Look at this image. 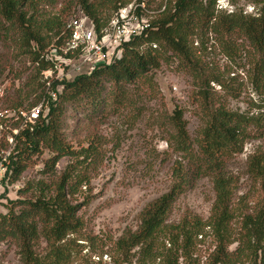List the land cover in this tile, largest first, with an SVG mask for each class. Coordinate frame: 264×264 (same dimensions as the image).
<instances>
[{
	"label": "trees",
	"instance_id": "1",
	"mask_svg": "<svg viewBox=\"0 0 264 264\" xmlns=\"http://www.w3.org/2000/svg\"><path fill=\"white\" fill-rule=\"evenodd\" d=\"M74 1L81 15L72 18L85 17L98 33L108 25L104 24V13L116 14L125 5V0ZM58 2L0 0V33L12 31L16 48L29 57L41 76L53 67L48 55L52 50L59 52L69 36L66 26L72 18L68 22L64 19L68 5L57 13L48 11ZM120 49L119 58L88 75L61 82L59 95V83L53 82L51 89L57 98L46 93L43 81L47 114L13 136L9 182H15L30 157L41 155V150L51 155L45 162V173L52 172L63 157L72 162L49 190L47 185L38 187L37 197L19 202L16 212L11 209L0 215V241H16L20 264H107L104 256L114 264L130 262L132 256L139 264H264V151L256 149L246 161L254 198L253 206L245 205L239 214L237 233L233 229L237 211L233 199L238 178L227 171L229 161L243 152L245 144L264 141V1L254 14H216L208 1L166 0L145 34L124 42ZM212 49L230 64L244 55L245 78L258 97V102L252 103L254 113L229 109L227 99H238L243 88L237 83L239 76H231V66L221 69L206 61L204 56ZM170 58H175L191 79V98L197 104L201 126L192 137L181 109L166 117L170 129L166 144L175 155L172 182L164 194L142 209L135 230L125 229L115 240L84 233L78 212L92 196L86 195L81 204L72 200L79 188H89V168L102 162L101 140L94 137L78 150L66 143L61 133L63 104L76 102L95 109L106 102L108 93L121 104L127 100V86H151L150 73ZM107 85L111 89L105 94ZM215 87L223 93L224 101ZM20 125L14 118L1 121V127L10 132ZM201 178L209 179L214 194L207 220L186 212L177 223L168 222L174 203ZM246 199L242 197L240 205ZM206 233L214 248L201 262L198 245ZM40 239L45 243L42 253L35 249ZM233 243L236 248L230 251Z\"/></svg>",
	"mask_w": 264,
	"mask_h": 264
},
{
	"label": "rangeland",
	"instance_id": "2",
	"mask_svg": "<svg viewBox=\"0 0 264 264\" xmlns=\"http://www.w3.org/2000/svg\"><path fill=\"white\" fill-rule=\"evenodd\" d=\"M204 1L213 5L216 14L232 12L254 14L264 0ZM165 2L166 0H125L123 7L139 5L142 10L138 14L150 23L163 11ZM66 5H68L64 11L66 21L81 15V8L74 0H59L58 4L49 7L48 11L57 13ZM103 16L104 24H109L115 13L108 11ZM14 39L12 31L9 34L0 33V152L12 151L14 147V142H10L9 139L13 138L15 130L10 132L1 127V121L10 117L1 116L4 111L15 110L26 114L32 107L42 102L46 105L48 95L44 92L42 83L47 80L51 86L56 78L54 73L51 78L47 76L45 80L29 57L16 48ZM204 57L208 63L218 65L221 69L225 65L231 66L233 72L231 76H239L237 83H241L243 92L236 100L227 99L229 109L254 113L256 110L252 108V103L258 102V97L245 78L244 55L241 54L231 64L217 49L206 52ZM86 70L84 68L82 72ZM70 74L72 75L69 81L77 77L73 72ZM150 75L153 84L145 86L137 83L127 86V100L121 104H116L109 96L111 94H107L111 89L109 85L105 91L106 102L95 109L84 104L77 106L76 102L63 104L61 133L66 143L74 150H78L87 147L94 137L101 140L102 162L89 168V188L85 186L79 188L72 200L74 204H81L86 195L92 196L91 202L82 206L78 212L84 224V233L115 240L125 229L135 230L139 225L142 209L147 203L164 194L172 182L171 166L175 155L166 144L170 130L166 117L176 108L181 109L187 123V131L192 137L196 136L201 126L197 116V104H194L191 98L194 90L191 79L180 69L177 60L170 58L161 63L160 68L152 71ZM57 87L62 91L60 84ZM215 90L224 101L225 97L219 91V87H215ZM41 113L45 116L47 108L43 107ZM15 120L22 122L20 117H15ZM256 149L264 151V141L245 144L243 152L233 157L227 166V171L238 178V189L233 199L237 209L233 223L234 233L238 231L239 214L245 205L253 206L254 188L246 174V161ZM50 156L47 150H41L39 156L37 154L31 156L26 169L15 182H9L10 173L5 176L0 182V215H6L11 209L16 212L21 207L19 202L37 197L40 193L38 187L47 185L49 190L72 162L71 158L63 157L52 172L45 173L44 165ZM244 196L247 199L240 205V199ZM213 200L211 182L208 178H201L191 190L174 203L168 222L177 223L186 212L205 221ZM200 243L198 250L200 260L203 262L213 250L214 242L206 233V237ZM235 248L236 243L229 247L230 251ZM35 249L41 253L45 250L42 239ZM92 260L96 261L97 258L93 257ZM103 261L114 264L106 256L103 257ZM0 264H20L16 241L12 239L0 241ZM121 264L139 263L136 257L132 256L130 262Z\"/></svg>",
	"mask_w": 264,
	"mask_h": 264
},
{
	"label": "built area",
	"instance_id": "3",
	"mask_svg": "<svg viewBox=\"0 0 264 264\" xmlns=\"http://www.w3.org/2000/svg\"><path fill=\"white\" fill-rule=\"evenodd\" d=\"M141 10L142 7H139V5L120 8L109 24L99 33L85 17L70 19L66 26L69 33L68 39L64 46L59 49V52L52 50L50 55H48L47 58L52 62L53 67L43 72L42 76L46 80L56 73L54 82L57 81L60 84L63 81L70 80L69 77L72 75L70 72L75 73L76 76L88 75L96 67L119 58L121 45L145 34L149 27V22L138 14ZM69 66H71L70 71ZM84 68L87 69L86 72H82ZM61 88H63L62 85ZM59 92H61V89L57 87L56 93ZM46 93L53 99L56 98V93L51 89L47 80ZM43 107H46V105L42 102L38 106L32 107L26 114L21 111L11 110L10 112L4 111L1 116H10L5 119L20 117L22 122L18 129L21 130L35 124L42 114ZM18 131L15 129L14 134L16 135ZM9 140L13 142V138ZM9 154L10 151L0 152V182L9 173Z\"/></svg>",
	"mask_w": 264,
	"mask_h": 264
}]
</instances>
